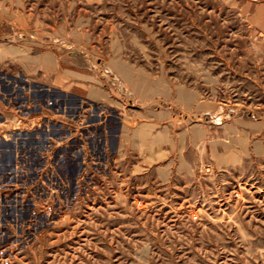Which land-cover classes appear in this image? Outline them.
Instances as JSON below:
<instances>
[{"label":"rangeland","instance_id":"obj_1","mask_svg":"<svg viewBox=\"0 0 264 264\" xmlns=\"http://www.w3.org/2000/svg\"><path fill=\"white\" fill-rule=\"evenodd\" d=\"M19 152L43 173L0 176V264H264V0H0Z\"/></svg>","mask_w":264,"mask_h":264},{"label":"crops","instance_id":"obj_2","mask_svg":"<svg viewBox=\"0 0 264 264\" xmlns=\"http://www.w3.org/2000/svg\"><path fill=\"white\" fill-rule=\"evenodd\" d=\"M43 65H46L45 64V58H44V60H43ZM46 68H48L49 70H51V71H55L56 69H57V64H53V66L52 67H48L47 65H46ZM140 86H138L137 88H136V91L137 92H139V90H140V88H139ZM89 95V94H88ZM91 97V96H90ZM180 97H181V99H183L184 100V102L185 103H188L189 101H188V96H187V93H181L180 94ZM92 98V97H91ZM147 100H148V102H149V104L153 101V102H155V95L151 92V90L149 89L148 90V94H147ZM155 108L152 110L151 108H150V105H149V110H148V119H151V120H153V119H156V114H155ZM155 123H156V120L154 121V123H152V122H149L145 127H139V128H137L135 131H134V136H133V138L135 139V141L137 142V144H139V140H140V137H139V134L137 135L136 133H137V131L138 130H142L143 132H144V135H147V147H148V150L149 151H151L152 149L154 150L155 149V145H156V139H155ZM238 127H241L242 129H241V131H238L237 129H236V125H235V123L233 122V124H229L228 125V132H229V134L232 136V135H234V136H236V137H238V139H236V140H234L233 141V146H227V149H226V151H227V153L225 154V155H227V158L226 159H229V160H233V159H235V158H230L231 156H235V153L233 152V151H235V148H234V146H236V145H239V144H241L242 146H243V152H245L246 151V147H245V145H246V142L249 140V135H250V132L247 130V129H249V127L250 126H248L247 124L245 125L244 123H240V124H238ZM235 137V138H236ZM144 139V138H143ZM239 143V144H238ZM223 156V158L225 159V157L226 156ZM222 157V156H221ZM220 158V157H219Z\"/></svg>","mask_w":264,"mask_h":264},{"label":"built area","instance_id":"obj_3","mask_svg":"<svg viewBox=\"0 0 264 264\" xmlns=\"http://www.w3.org/2000/svg\"><path fill=\"white\" fill-rule=\"evenodd\" d=\"M6 141L9 142L10 140H6ZM14 158H15V161L13 164L12 163H6V164H4L5 166H2L0 168V170H2V172H0V176L12 177L13 175L14 176L21 175L22 177H26L28 179V176H30V172L28 173V171L40 170V172L43 173L42 172L43 169L40 168L39 167L40 165L38 164L42 158L41 155H36L33 153H28V152H26V153L19 152V153L14 154ZM22 163H24V164H22ZM21 167H26V170L24 171L23 169H21ZM27 179H25V180H27Z\"/></svg>","mask_w":264,"mask_h":264},{"label":"bare ground","instance_id":"obj_4","mask_svg":"<svg viewBox=\"0 0 264 264\" xmlns=\"http://www.w3.org/2000/svg\"><path fill=\"white\" fill-rule=\"evenodd\" d=\"M94 96V95H93ZM145 141V140H144Z\"/></svg>","mask_w":264,"mask_h":264}]
</instances>
